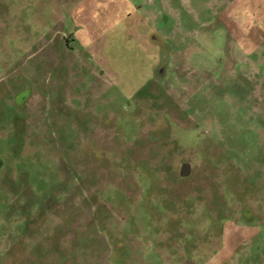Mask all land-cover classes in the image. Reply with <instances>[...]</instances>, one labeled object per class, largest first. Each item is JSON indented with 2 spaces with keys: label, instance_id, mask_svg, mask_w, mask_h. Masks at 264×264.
<instances>
[{
  "label": "rangeland",
  "instance_id": "374dc122",
  "mask_svg": "<svg viewBox=\"0 0 264 264\" xmlns=\"http://www.w3.org/2000/svg\"><path fill=\"white\" fill-rule=\"evenodd\" d=\"M0 264H264V0H0Z\"/></svg>",
  "mask_w": 264,
  "mask_h": 264
}]
</instances>
